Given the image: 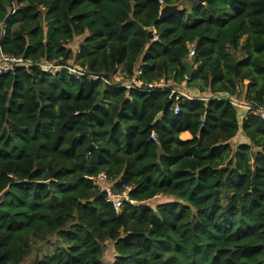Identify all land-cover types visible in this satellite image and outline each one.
<instances>
[{
  "label": "trees",
  "instance_id": "obj_1",
  "mask_svg": "<svg viewBox=\"0 0 264 264\" xmlns=\"http://www.w3.org/2000/svg\"><path fill=\"white\" fill-rule=\"evenodd\" d=\"M1 54L0 264H264V0H0Z\"/></svg>",
  "mask_w": 264,
  "mask_h": 264
},
{
  "label": "built area",
  "instance_id": "obj_2",
  "mask_svg": "<svg viewBox=\"0 0 264 264\" xmlns=\"http://www.w3.org/2000/svg\"><path fill=\"white\" fill-rule=\"evenodd\" d=\"M193 53H194L193 48L190 46L188 56H192ZM20 63H22L21 57H15L11 54H1L0 55V72H3L11 68L12 65L14 64H20ZM66 67L69 72H74L76 75H80L83 73L79 67L73 68V69L69 66H66ZM140 72L141 70L138 67H136L135 70L133 71V75H134L133 78L136 79V75L140 74ZM123 75L124 73L120 69H117V71L114 73V77L118 76V78H115V80H120V77ZM137 81L138 83L140 82L139 80ZM167 82H169V80L165 81L164 79L161 78L158 81H153V83H148L147 85L148 86H163ZM128 84L129 83H127L126 86H131ZM181 94L186 97H191L190 95L182 93V92ZM232 103L238 108L239 112L241 110L243 111L240 113V119H243L246 117L247 114L252 113V114H255L257 117H259L260 119L264 120V96H263L261 104L259 105H255L251 102H246L244 100L239 102L235 98H232ZM173 111L174 113H176L178 111V106H174ZM150 137L152 139H155L154 133L151 132ZM93 181H94V184L98 187L99 191L101 190L105 191L104 199L106 201L111 202V204L113 205L115 209H118L124 201L132 202V200L129 198V195H128L129 187L126 186L123 182L121 184V188L117 190L115 187L116 181L107 180L106 174L104 172H100L97 176L93 177Z\"/></svg>",
  "mask_w": 264,
  "mask_h": 264
},
{
  "label": "rangeland",
  "instance_id": "obj_3",
  "mask_svg": "<svg viewBox=\"0 0 264 264\" xmlns=\"http://www.w3.org/2000/svg\"><path fill=\"white\" fill-rule=\"evenodd\" d=\"M186 6H187V4H184V3L178 5L179 8H183V7H186ZM81 38H82L81 36H75V37L72 39V41L68 44V46H69V48L72 50L73 54L77 52L78 47H79V44H80V41H81ZM67 63H68V65H69V67H71L72 69H73V68H78V64L75 63L72 59L68 60ZM43 67H45V68H50V67H58V66H54V65L51 64L50 62H43ZM136 67H137V66H136ZM133 76H134V75H132L131 77H124V76H121V77H120V80H121L122 82L126 83V84L129 83L128 85L135 86V85L138 83V81L136 80L137 78L134 79ZM113 77H114V76H113ZM115 78H118V76H115L113 79H115ZM136 82H137V83H136ZM151 83H153V82H151ZM167 84H169V82H167L166 85H167ZM245 84H246V81L239 82V84H238V87H239V93L241 92V90H242L243 88H245V87H244ZM173 89L176 90L177 92L187 93V94L190 95V92H189L187 89H185L183 83L180 84V85L174 86ZM239 93H238V95L241 94V93H240V94H239ZM205 95H206V94H205ZM237 101L240 102V100H238V99H237ZM238 113L240 114V112H238ZM241 134H243V133H241ZM243 135H244V134H243ZM240 138H241V135L238 134V136H237V134H236V135L232 138V140H231V144H232V146H234L235 144L239 143ZM104 196H105V195H104ZM171 199H172V198L169 197V196L157 195V196H155L154 198H152V199L146 201L145 204H148V205L154 207V206H156V204H158V203H162V202H165V201H169V200H171ZM114 253H115V250H114V248H113V245H112V243H109L108 245H106V249H105V253H104L103 258H104L105 260L111 261L112 258H113V256H114ZM33 256H34V253H32V254L27 258V261H26L24 264H29L30 261H31V259L33 258Z\"/></svg>",
  "mask_w": 264,
  "mask_h": 264
},
{
  "label": "water",
  "instance_id": "obj_4",
  "mask_svg": "<svg viewBox=\"0 0 264 264\" xmlns=\"http://www.w3.org/2000/svg\"><path fill=\"white\" fill-rule=\"evenodd\" d=\"M177 6L172 4V5H165L163 6L161 9H160V12H159V18H163L171 13H173L175 10H176ZM147 36L150 38L153 36V31L152 30H148L147 31ZM184 67H185V76L188 78L191 76L194 68H193V65L187 61H185L183 63ZM99 195L101 197H104L105 195V191L104 190H101L99 191Z\"/></svg>",
  "mask_w": 264,
  "mask_h": 264
},
{
  "label": "crops",
  "instance_id": "obj_5",
  "mask_svg": "<svg viewBox=\"0 0 264 264\" xmlns=\"http://www.w3.org/2000/svg\"><path fill=\"white\" fill-rule=\"evenodd\" d=\"M240 93H241V94H240ZM240 93H239L240 95L236 94L234 98H235V99H238V100H240V101H243V97H244V88L241 90ZM193 95H194V94H193ZM197 95H198V93H197ZM241 112H243V111L241 110L240 113H241ZM239 115H240V114H239ZM241 133H242L241 130H239V131L237 132V136H238V134L241 135V138H240L239 142H245V141H247V138H246L243 134H241ZM190 136H191V134H190V132L187 131V130L182 131V132L179 133V137H180V138H183V139L189 138Z\"/></svg>",
  "mask_w": 264,
  "mask_h": 264
}]
</instances>
